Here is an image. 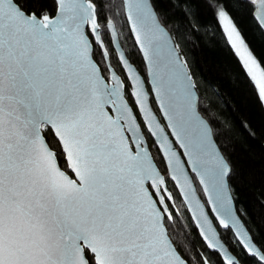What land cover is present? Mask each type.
Here are the masks:
<instances>
[{
	"label": "snow or ice",
	"instance_id": "1",
	"mask_svg": "<svg viewBox=\"0 0 264 264\" xmlns=\"http://www.w3.org/2000/svg\"><path fill=\"white\" fill-rule=\"evenodd\" d=\"M32 2L0 0V264H264L154 0H120L111 16L96 0H52L51 12ZM236 2L207 0L264 105V65ZM247 2L264 31V0ZM120 16L142 69L116 51ZM173 191L205 251L169 238Z\"/></svg>",
	"mask_w": 264,
	"mask_h": 264
},
{
	"label": "trees",
	"instance_id": "2",
	"mask_svg": "<svg viewBox=\"0 0 264 264\" xmlns=\"http://www.w3.org/2000/svg\"><path fill=\"white\" fill-rule=\"evenodd\" d=\"M97 11L104 4L111 16L120 0H96ZM162 23L176 39L196 81L201 104L208 105L212 115L203 113L212 124L217 143L229 161V176L235 202L249 230L264 239V105L247 76L241 72L237 57L225 44L220 27L216 25L207 0H154ZM54 10L52 0H33L31 7ZM190 9L186 14L184 9ZM235 23L250 49L264 65V31L253 20V5L237 0L236 7L229 5ZM121 43L128 57L137 67L143 68V59L134 45V38L123 17H114ZM109 53L112 45L103 35ZM115 65V57H112ZM177 211L168 226L178 248L181 244L195 254L205 251L197 229L192 226L190 214L173 191Z\"/></svg>",
	"mask_w": 264,
	"mask_h": 264
},
{
	"label": "water",
	"instance_id": "3",
	"mask_svg": "<svg viewBox=\"0 0 264 264\" xmlns=\"http://www.w3.org/2000/svg\"><path fill=\"white\" fill-rule=\"evenodd\" d=\"M163 26L165 27V29H166L167 32L169 33V35H170V37H171V40H172V43H174L175 45L178 46V47H177V50H178L180 56H181L184 60H186V58L184 57V55H183V53H182V51H181V49H180V47H179V45H178L176 39L173 37V35L171 34V32L167 29V27H166L164 24H163ZM116 32L119 34L117 27H116ZM132 36H133V34H132ZM112 46H113V45H112ZM116 51H117V53H119V52L122 51V52H124L125 54H127L126 51H125V49H124V47H123V45H122V43H121L120 35H119V42H118V44L116 45ZM186 61H187V60H186ZM187 66H188V69H189V71H190V73H191V75H192V78L194 79L193 73L191 72V69H190L188 63H187ZM194 80H195V79H194ZM196 90H197V85H196ZM197 93H198V90H197ZM198 95H199V93H198ZM199 97H200V96H199ZM205 119H207V118L205 117ZM213 134H214V132H213ZM214 137H215V136H214ZM215 140H216V139H215ZM216 144L219 146V144L217 143V141H216ZM219 149H220L221 153L223 154L224 158L226 159L227 163H228L229 166L231 167L229 161L227 160L226 156H225L224 153L222 152L220 146H219ZM231 172H232V167H231ZM230 174H231V173H230ZM229 176H230V175H229ZM227 183H228V185L230 186L231 196H232V199H233V201H234V210H235V213H236V214L238 215V217L241 219L242 224H243V226L246 228V230H249V228L247 227L245 221L243 220L242 216L240 215V213H239V211H238V208H237V205H236V202H235V198H234V195H233V191H232V188H231V185H230L229 177H228ZM181 195H182V194H181ZM173 198H174V196H173ZM175 207H176V206H175ZM188 212H189V211H188ZM189 214H190V212H189ZM168 235H169V238L172 240V243L178 248L177 244L175 243L173 237L171 236V234H170V232H169V229H168ZM178 249H179V248H178Z\"/></svg>",
	"mask_w": 264,
	"mask_h": 264
}]
</instances>
